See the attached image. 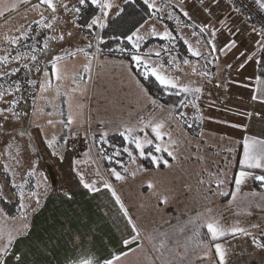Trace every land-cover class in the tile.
I'll use <instances>...</instances> for the list:
<instances>
[{
    "label": "rangeland",
    "instance_id": "rangeland-1",
    "mask_svg": "<svg viewBox=\"0 0 264 264\" xmlns=\"http://www.w3.org/2000/svg\"><path fill=\"white\" fill-rule=\"evenodd\" d=\"M207 1L185 0L189 17L195 14L196 2ZM153 3L155 8L149 7L155 9L154 15L137 28L143 37L140 49L153 36L168 37L166 31L171 35L166 21L178 19L158 0H149L148 5ZM55 13L65 18L64 26L71 23L66 18L72 13L62 9ZM197 13L202 33L189 35L195 46H189L188 53L201 55L184 64L176 57L168 63L150 55L142 62L148 74L156 69L174 81L169 85L181 89L179 114L147 92L127 59L108 53L129 47L118 39L110 44L105 27L102 35L99 25L88 28L90 18L75 19L68 36L71 45L87 47L72 50L73 58L51 68L44 83L46 59L64 57L65 48L22 51L0 34V57L7 58L0 59V264H11L9 256L15 252L26 254L25 264L38 263L33 256L41 258L58 246L48 239L43 247L39 240L46 234L58 237L63 234L60 228L64 235L57 239L67 238L69 250L121 253L115 264H264V196L257 198L249 190L252 196L240 192L223 200L234 173L238 171L237 179L241 171L231 152L233 126L225 125L232 108L229 100L222 99L214 78L215 54L220 56L216 49L229 43L230 33L225 28L220 33L222 24L205 9ZM55 16L52 12L48 18ZM187 27L186 22L181 26L183 31ZM147 51L153 52V47ZM184 87L190 90L185 92ZM138 92L148 96L137 97ZM149 101L155 103L149 106ZM158 123L163 124L162 138L153 131ZM127 128L142 141L153 140L145 148L159 144L166 156L152 152L159 160L155 167H145L139 162L145 155L121 135ZM152 156L146 160L153 163ZM113 170L125 179L118 180ZM249 186L246 177L239 188ZM219 212L224 213L221 221L216 220ZM243 218L248 221L242 223ZM211 221L218 222L225 235L234 227L245 231L200 243L204 233L200 224ZM27 234L23 245L21 237ZM124 240L130 243L125 245ZM216 244L222 246L223 261Z\"/></svg>",
    "mask_w": 264,
    "mask_h": 264
},
{
    "label": "crops",
    "instance_id": "crops-1",
    "mask_svg": "<svg viewBox=\"0 0 264 264\" xmlns=\"http://www.w3.org/2000/svg\"><path fill=\"white\" fill-rule=\"evenodd\" d=\"M128 1L131 0H112L115 11L112 13L113 8L108 11L107 17L104 18L106 25L122 12L120 10H123L125 3ZM153 1L155 2L157 0ZM258 1L261 3V0ZM53 2L56 5V9H62L63 12L73 14L72 18H66L69 20L71 19L69 25L64 26L61 21L65 18L59 16L57 13H54L57 15L55 18H62L60 22H53L55 18L50 20L48 17L51 15L52 11L47 5L40 3V0H0V13H2L0 14V29L4 27L0 30V34L7 36V43L10 42L14 47L20 45L21 50L27 52L30 51L26 45L30 42L32 45L33 43L38 45L37 51H51L55 45L60 48L62 47V49L65 48L66 52L63 55L64 57L51 55V57L46 59L42 83H44L45 76L50 72L51 68L55 69V66L60 62L68 61L73 58L71 53L72 50L77 52L87 47L86 45H81V48L73 46L68 38L69 33H71V28H75V19L77 21L80 18L79 13L77 14L71 9H73L74 6L79 7L81 9L80 13L87 18L90 16V20L94 14L99 11L97 6L91 5L90 0H87L85 5H80L79 0H53ZM159 2L170 10L171 6L168 5H173L174 8L172 9L177 10V12L173 14L177 16L178 20H181L182 16H185V18L193 24V26L185 28V31L181 28V34L183 36L194 34V31L202 33V31L197 29V18L201 20L197 10L204 9L209 17L216 18V21L219 23L223 22L219 29L220 33L223 32L224 28L227 33H230L231 39L229 43L225 44L220 50L216 49L218 53L220 52V56L215 54V62H217V65H215L214 78L216 82L215 85L222 95V99L229 100L228 104L232 108L228 114L229 124H225L233 126V133L231 131L230 134L232 133L234 136L235 146L231 152L236 158L238 168L240 167L241 171H245L249 174L247 177L249 178L250 188L248 190L237 189L235 181L238 171H236L230 182V192L223 200H231L240 195V192L243 197L246 194L252 196V193L257 195L255 196L257 198L258 195L264 196V181L257 179V177L264 176V167H252L250 166L251 162L244 163L246 147L250 155L257 157L264 155V67L261 69V62L264 59V35H262L264 32L250 25L246 18L239 12L234 11L226 0H208L203 3L196 2V11L195 14L193 13V17H189L190 15L184 8L185 0H158V3ZM63 5H67V10ZM30 8H34V11L31 12L29 10ZM117 10L119 11L115 13ZM90 12H93V14L91 15ZM185 12L188 15H185ZM47 24H51L52 27H46L45 25ZM61 36H63V39H60ZM53 37H55V39H53ZM188 40L190 41V38H188ZM233 41L235 42V46L230 47ZM45 44H47V47H45ZM56 56L59 57V59H57ZM249 57H251V59H249ZM208 68L210 69L211 66L208 65ZM136 94L137 97L141 95L148 96V94H142V92ZM149 99L151 100L152 97L149 96ZM151 101L148 102L149 106L153 105ZM260 163L264 164V159H262ZM249 190L252 191V193H250ZM223 214L224 213L219 212L216 216V220L221 221ZM233 220L234 222L236 221V216H234ZM242 221V223H244L248 220L243 218ZM200 228L204 232L203 236H200V243L221 241L224 238L237 234V232L231 231L227 235L214 239L211 238L212 235L210 237V233L209 235L207 234L206 224L201 223ZM64 231V229L60 228L59 232L63 234L59 236L62 237ZM38 236L40 237V235ZM28 237L29 234L23 238L21 237L23 245H25L26 240L29 239ZM58 237L52 234L44 235L43 241L39 240L40 243L42 242L43 247H45V241L48 239H51V243H55L56 240L58 246L55 247V250L50 248L49 252H45V255L41 256V258L33 256L38 263L28 261V264H79V261L83 259H91L94 264H104V261L113 260L114 257L121 254L111 252H98L95 254L79 249L69 250L67 238L63 239L60 237L57 239ZM63 242H66V245L63 246ZM38 252H40V250H38ZM38 254L40 256V253ZM24 256L26 258V254ZM24 256L21 252H15L13 255L9 256V261L11 264H25ZM115 263H117V261L113 260V264Z\"/></svg>",
    "mask_w": 264,
    "mask_h": 264
},
{
    "label": "trees",
    "instance_id": "trees-1",
    "mask_svg": "<svg viewBox=\"0 0 264 264\" xmlns=\"http://www.w3.org/2000/svg\"><path fill=\"white\" fill-rule=\"evenodd\" d=\"M171 6V10L174 12H177V10L172 9L174 8L173 5ZM155 9H151L148 4L144 3V0H131L125 3L123 7V11L113 18L108 25H106V34L110 36L111 42L110 44L116 43L117 39L120 41V43H123V46H128V49H125L126 51H120L117 49L109 50L108 53L112 54L117 57H121L124 59H127V61L130 64V67L134 73V75L137 77L139 82L146 88L147 92L155 99H157L159 102L166 106H172L175 107L174 111L175 113L179 114L182 110V102L184 99L183 92L181 89L171 86V85H162L160 82L156 79L155 75L148 74L145 71V66L142 64L145 55H150L153 57H159L161 61L163 62H171L173 57H176L177 60L182 62L183 64L185 61L197 58V55H193L189 52V46L192 49L195 45V42L189 41L188 36H183L181 34V26L184 22L188 23V26L191 27L193 24L185 18V16H182L181 20H167V24L172 30V35L169 37H159V36H153L149 39H147L143 44V48L141 46L139 49H135L136 47L133 46L128 40L125 39L126 36L131 35L132 32H134L138 26L145 20V18L150 17L153 13L154 15ZM92 15L93 12H90ZM88 15V14H87ZM90 16H88L89 18ZM88 19L87 17H80L79 20ZM82 26H85V23L81 22ZM103 28L101 29V35ZM195 32V31H194ZM99 45V44H98ZM19 46V50H21V46ZM37 44L31 42L26 45V47L29 49V51H37ZM94 46V45H93ZM116 47V44L113 45ZM193 46V47H192ZM153 47V52L147 51L149 48ZM156 53H159L157 56ZM140 56L142 59L139 62V64L133 59L134 56ZM261 64H263L264 67V60H262ZM262 67V68H263ZM261 68V69H262ZM148 152H153V155H161L166 156V152L155 151V146L153 147L150 145L145 148V157L140 158L139 162L141 164H145V167H155V162L153 161H147L146 159L150 158L151 156L147 155ZM165 164L163 162L160 163V166H164Z\"/></svg>",
    "mask_w": 264,
    "mask_h": 264
},
{
    "label": "snow or ice",
    "instance_id": "snow-or-ice-1",
    "mask_svg": "<svg viewBox=\"0 0 264 264\" xmlns=\"http://www.w3.org/2000/svg\"><path fill=\"white\" fill-rule=\"evenodd\" d=\"M86 2H87V0H79V4L80 5H85ZM40 3L47 5L48 8H50L51 11L53 13H55L56 5L53 2V0H40ZM90 3H91V5L97 6L98 9H99V12L102 15L93 16L92 19H91V22L87 24V27L88 28H92L94 25H99L100 28L106 27V23L104 21V18L107 17L108 11L114 7V4H113L112 0H90ZM144 3L145 4H149V0H144ZM261 4H262V6H264V0H261ZM149 6L155 8V4L154 3L149 5ZM63 7L67 10V5H63ZM71 10L74 11L75 13H77V14L80 13V11H81V9L79 7H75V6ZM121 11H123V10L121 9ZM0 14H2V13H0ZM184 14L188 15L186 12ZM221 23H223V22H221ZM45 26L48 27V28L52 27L51 24H47ZM141 27H142V25H141ZM69 35H71V33H69ZM164 35L165 36H170V33H168L166 31L164 33ZM262 35H264V33H262ZM53 39H55V37H53ZM60 39H63V36H61ZM125 39L128 40V41H131L136 48H139L140 47L139 41L142 40L143 37L139 35V29H137L136 31L132 32L131 35L126 36ZM234 46H235V42L233 41L232 45L230 47H234ZM45 47H47V44H45ZM212 47H213V49H215V45L214 44L212 45ZM156 55L158 56L159 53H156ZM195 55L199 56V55H201V53L200 52H196ZM32 58L35 59V57H32ZM0 59H3L5 61L7 60L6 57H0ZM57 59H59V57H57ZM133 59L139 64V62L141 61L142 58L137 55V56H134ZM249 59H251V57H249ZM185 63H188V61H185ZM151 71H152V74L156 76V79L160 82V84H162V85L174 84L173 80L165 77L164 75L159 74L156 69H152ZM57 78H59V77H57ZM189 90L190 89L188 87H184V91L185 92H187ZM195 91L199 92L201 90L199 88H197ZM153 103H155V101H153ZM162 128H163V124L162 123H158V124L154 125L153 131L156 133L157 137H160V138L163 137V133L161 132ZM133 131H134V129L127 128L126 132L125 133H121V135L124 136L125 139H129L131 143H134L136 145V148H138L140 150L139 154L141 156H144L145 155V144H152L153 140L148 139L147 137H145V139L142 141L139 137L132 136ZM104 135L107 136V133H105ZM161 150H162L161 146L159 144H157L155 146V151L156 152H160ZM124 151L128 152L129 149L125 148ZM117 154H119V152H117ZM171 154L172 153H169V155H171ZM130 155H131V153H130ZM147 155L152 156V153L148 152ZM244 156H245L244 163H250L251 162L250 166H252V167H264V164L260 163V161L262 159H264V155H261L259 157L250 155V153L248 151V148L246 147ZM152 160L155 162V161H158L159 158L155 157V156H152ZM164 162L167 163V161H164ZM125 171H127V169H125ZM113 173H114V175L116 176V178L118 180H124L125 179V177L122 176L119 172L113 170ZM132 175H135V173H132ZM248 175L249 174L247 172L240 171L239 176H238V178L235 181L237 189H239V186L244 182L245 178ZM257 179H259L261 181H264V176L257 177ZM219 183H223V181H220ZM85 186L89 187V188L92 187V185H85ZM149 186L151 187V184ZM113 195H115V191H113ZM117 201H119V197L118 196H117ZM164 201L167 202V197L164 198ZM121 208H124V205L122 203H121ZM124 211H125V215H127V209H124ZM131 219L132 218L129 217V221L130 222H131ZM132 227H133V229H135L136 225L133 223ZM206 227L208 229V232L211 233V235H212V237L214 239L216 237H218V236L225 235V230L216 221L208 222ZM231 231L232 232H244L245 230L243 228L234 227V228L231 229ZM137 235H139V233H137ZM129 243H130L129 240H124V244L125 245H127ZM262 246H264V245H262ZM215 247H216V250L219 253L220 260L223 261V259H224V251L222 249V246L220 244H216ZM118 259H119V256H116V257L113 258V260H118ZM113 260H106V261H104V264H113ZM79 264H94V262L91 259H83V260L79 261Z\"/></svg>",
    "mask_w": 264,
    "mask_h": 264
},
{
    "label": "built area",
    "instance_id": "built-area-1",
    "mask_svg": "<svg viewBox=\"0 0 264 264\" xmlns=\"http://www.w3.org/2000/svg\"><path fill=\"white\" fill-rule=\"evenodd\" d=\"M230 7L239 12L250 25L264 32V8L258 0H226ZM264 60V59H263ZM263 64H261V68Z\"/></svg>",
    "mask_w": 264,
    "mask_h": 264
}]
</instances>
